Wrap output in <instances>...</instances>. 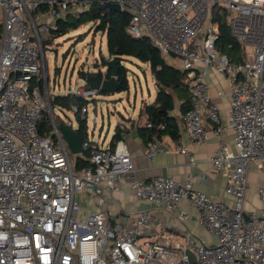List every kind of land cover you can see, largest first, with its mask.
I'll return each mask as SVG.
<instances>
[{
	"label": "built area",
	"instance_id": "obj_1",
	"mask_svg": "<svg viewBox=\"0 0 264 264\" xmlns=\"http://www.w3.org/2000/svg\"><path fill=\"white\" fill-rule=\"evenodd\" d=\"M108 1L129 14V35L149 38L185 72L191 107L181 121L191 142L207 140L205 120L214 124L217 137L226 130L209 93V69L228 79L234 150L219 141L210 163L225 172V192L233 203L212 199L193 188L190 179L139 178L123 140L113 147H91L89 138L83 140V148H90V165L76 169L50 106L41 34L50 39L57 21L78 14L84 2L0 0V264H264V187L257 190L263 205L245 210L249 168L264 174V0ZM215 5L243 49V62L231 61L216 47ZM70 93L88 100L98 90L83 85ZM42 110L51 126L43 136L37 130ZM73 110L84 118L88 107ZM171 152L185 154L187 147L180 139L169 144L153 135L146 157ZM123 180L138 199L163 204L181 220L188 215L177 212V204L189 201L198 212V224L215 235L217 244L209 246L191 231L172 236L171 225L159 240H151L154 217L149 208L126 227L111 226L99 211L79 216V193L101 196L118 190Z\"/></svg>",
	"mask_w": 264,
	"mask_h": 264
},
{
	"label": "crops",
	"instance_id": "obj_2",
	"mask_svg": "<svg viewBox=\"0 0 264 264\" xmlns=\"http://www.w3.org/2000/svg\"><path fill=\"white\" fill-rule=\"evenodd\" d=\"M207 82L211 100L218 107L220 123L226 127L220 137L214 134V124L209 120H205L203 124L208 133L207 140L198 143L191 142L184 134L179 113V102L176 101V108L172 114L179 118L178 134L176 136L163 134L160 138L169 144L180 139L186 145L187 153L171 152L169 154H158L153 159L147 158L146 148L150 140L145 141L137 131L138 127H143L146 123V117L140 113V110L136 118L120 117L118 124L122 128V135L119 140H123L130 151L135 166V174L139 178L148 180L153 176L167 175L180 183L190 179L193 188L206 193L216 201L232 205V197L225 192L227 186L225 172L214 170L210 163V158L218 147L219 141L229 145L234 150V133L228 124L230 84L225 76L218 74L213 69H209ZM154 96L150 101H144L142 104L152 102ZM110 140L106 145L103 142L101 144L98 141L94 142L95 145L99 144V147H104L110 146ZM77 156L81 157L83 154L75 155L71 159L74 166ZM117 187L118 190H110L101 196L88 190L79 193L76 196L79 216L99 211L106 215L111 226H117L120 223L118 226L126 227L134 221L133 219L140 211L149 208L152 209L154 217V227L148 236L151 240H159L158 237L161 232H165L163 229L166 225L174 227V230L169 231L172 236L180 237L186 234L187 231H191L197 238L205 240L210 238L206 235V230L198 224V212L189 201L182 199L177 204V212H184L188 215L187 220H181L176 212L169 213L163 204L138 199L130 188L128 180L119 182ZM259 187H264V174L259 172L256 167L251 166L248 170V187L245 199V210L247 212L263 205L257 195ZM100 198L103 199V202H100ZM118 217L120 221H118ZM114 220H117V224Z\"/></svg>",
	"mask_w": 264,
	"mask_h": 264
},
{
	"label": "trees",
	"instance_id": "obj_3",
	"mask_svg": "<svg viewBox=\"0 0 264 264\" xmlns=\"http://www.w3.org/2000/svg\"><path fill=\"white\" fill-rule=\"evenodd\" d=\"M129 14L124 10H113L108 8L99 0H88L84 2V8L77 15L68 14L65 18L57 21V26L50 29V35L61 36L70 29H76L81 24H94V32L104 33L106 36V48L110 57L115 59L119 66L117 80L121 83L119 91L128 88V69L122 61L133 58L149 66L156 93L154 100L150 103H143L140 113L146 117V123H151V127L144 125L138 127V134L145 140H150L153 135L160 137L163 134H178L177 116L172 113L176 108V101L179 102V113L183 115L191 107L188 92L184 86L185 72L170 65L161 55L160 51L153 45L147 37H132L127 32ZM212 21L218 26L219 35L216 47L220 53L225 54L231 61L243 62L245 57L240 43L232 36L229 26L224 18V13H220L215 5L212 9ZM104 63L105 59L101 56ZM109 76V73H108ZM99 93H103L99 91ZM88 100L77 97L70 92L67 94L53 95L50 99L52 108L59 107L64 110H72L76 116L79 130L83 140L88 139L86 118H81L78 111L73 108L86 105ZM55 122H61L59 116H55ZM163 126V127H161ZM37 130L40 135H48L51 130L50 121L46 114L40 115L37 121ZM122 128L117 124L114 128L109 147L121 139ZM91 147L97 146L95 142H90ZM90 148L84 150L83 156L75 158V167L80 169L90 165L88 160Z\"/></svg>",
	"mask_w": 264,
	"mask_h": 264
},
{
	"label": "rangeland",
	"instance_id": "obj_4",
	"mask_svg": "<svg viewBox=\"0 0 264 264\" xmlns=\"http://www.w3.org/2000/svg\"><path fill=\"white\" fill-rule=\"evenodd\" d=\"M50 37V39L49 36L44 38L41 34L49 75L48 92L51 97L68 91L73 92L76 87L85 85L80 79V71L93 72L97 65L101 64V56L106 59L112 58L107 53L105 34L94 32L92 23L81 24L78 28L70 29L61 36L52 34ZM164 58L170 65L177 67L175 59L168 56ZM122 63L128 69V88L111 94L98 93L88 99V111L85 117L88 138L92 142L98 141L99 144L103 142L106 145L120 117L136 118L142 102L150 101L155 94L154 79L146 63L133 58L124 59ZM39 66L42 69L41 61ZM52 111L61 121L77 128L78 122L72 110L54 107ZM42 114L48 116V113L43 110L40 115ZM69 156L71 159L75 157L71 153ZM117 219L120 221L119 217ZM114 222L117 224V220ZM206 232V235L210 237L206 240L207 245L215 246L217 244L215 235Z\"/></svg>",
	"mask_w": 264,
	"mask_h": 264
},
{
	"label": "water",
	"instance_id": "obj_5",
	"mask_svg": "<svg viewBox=\"0 0 264 264\" xmlns=\"http://www.w3.org/2000/svg\"><path fill=\"white\" fill-rule=\"evenodd\" d=\"M82 2L88 0H79ZM113 10L120 11L121 8L118 4L111 3L108 0H99ZM119 66L115 59L107 58L104 63L97 65L93 72L80 71V79L85 83L86 88L96 89L106 94L115 93L120 90L121 83L117 80ZM109 73V76H108ZM58 131L64 138L69 152L73 155H80L84 153L82 146L83 136L77 128L72 124L61 121L57 124ZM191 261H194L193 255L186 252Z\"/></svg>",
	"mask_w": 264,
	"mask_h": 264
}]
</instances>
